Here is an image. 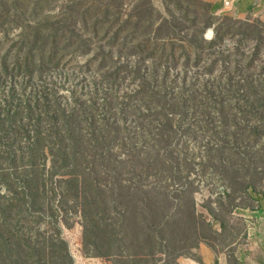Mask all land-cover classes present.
Returning a JSON list of instances; mask_svg holds the SVG:
<instances>
[{"label": "rangeland", "instance_id": "1", "mask_svg": "<svg viewBox=\"0 0 264 264\" xmlns=\"http://www.w3.org/2000/svg\"><path fill=\"white\" fill-rule=\"evenodd\" d=\"M206 1L220 28L213 47L201 39L203 22L195 27L185 17L189 7L204 20L208 10L199 0H0L3 231L2 223L11 220L24 245L41 248L63 237L74 264L128 263L84 248L78 208L83 185L76 200L74 185L61 181L70 168L58 150L65 147L76 150L75 174L84 182L98 183L104 192L157 184L175 197L193 196L213 225L206 239L193 240H199L196 247L189 241L170 255L158 245L144 248L139 264H179L181 257L205 264L203 243L216 255L213 264L263 260L264 0ZM75 5L88 10L87 23L76 25L88 50L61 46L50 59L27 54L35 26L49 32ZM173 16L178 33L157 34L161 19ZM214 34V26L205 31L207 40ZM7 113L16 115L4 123ZM37 132L45 136V153L35 158ZM31 165L30 187L21 171ZM187 180L192 183L180 192ZM23 244L15 252H26L29 264H46Z\"/></svg>", "mask_w": 264, "mask_h": 264}, {"label": "trees", "instance_id": "2", "mask_svg": "<svg viewBox=\"0 0 264 264\" xmlns=\"http://www.w3.org/2000/svg\"><path fill=\"white\" fill-rule=\"evenodd\" d=\"M199 1L204 4L206 11L208 10L204 20H201L199 12L192 11L189 7L185 8V17L191 20L195 27L199 22H203L199 28L201 39L208 43L209 47H213L217 44L220 28L214 20L215 14L211 11V2ZM76 6L73 7L70 16H67L63 23L52 22L49 32H44L42 26L36 25L31 44L25 46L26 53L32 57L40 58L47 55L50 59L53 58L57 49H61V46L65 50L76 47L86 52L88 50L86 48L88 38L76 25L78 20L83 21L84 24L87 23L86 14L88 10L82 9L80 6L76 8ZM108 6L109 4L103 11L104 15L108 14ZM190 15H193L192 18ZM178 23L175 16H173V20L166 17L161 19L155 29L157 34L162 36H166V34L176 35ZM211 26H214L215 34L213 38L207 40L205 31ZM93 29L95 28L93 27ZM116 37L117 33L112 36V39ZM219 38L223 39V37ZM8 114L3 116L6 118H1L4 123L16 115ZM44 138L45 136L37 132L35 141L31 144V150H33L31 157L36 158L39 154L45 153L43 149ZM58 150L61 151L66 165L70 167L68 168L69 176L61 178V181L66 185L69 183L74 185L73 193L76 200L79 199V185H83L84 196L78 208L83 223L82 242L89 254L103 257L120 255L125 257L127 264H139L144 257L141 255L144 248L153 249L158 245L168 251L167 254L170 255L173 250L182 249L188 245L189 241H193L199 236L206 239L208 237L207 232L213 228L205 215L199 213L193 196L191 199L184 200L180 198V195L175 197L171 193L172 191L157 184L139 187L132 185L111 186L107 192H104L105 187L93 183L91 180L84 182V179H79L75 174H78L76 150L68 151L65 147L58 148ZM32 165L29 167L30 169L25 167L21 171L23 181L29 186L34 180V174L31 173L34 169ZM66 165H62V167H67ZM91 173H93L92 170L88 175ZM62 174L65 175L66 172H62ZM177 175L173 174L172 176L175 179ZM87 177L85 176V180L88 181ZM37 183L40 186L43 184L38 176ZM190 183H192L190 180L182 182L181 187L178 188L179 191L184 192ZM26 190L29 189L26 188ZM30 192L37 195L33 189ZM11 222L8 220L2 223V226L7 223L4 226V231L0 224V264H29L26 252L23 253V250L15 252L17 244L23 249L22 242L24 239L19 238L14 233V226L10 227ZM192 243V247H196L199 240ZM24 246L32 247L29 244ZM32 249L40 255L38 256L39 260L45 259L46 264H74L68 243L63 237L51 238L47 244L42 245V248L41 246H34Z\"/></svg>", "mask_w": 264, "mask_h": 264}, {"label": "crops", "instance_id": "3", "mask_svg": "<svg viewBox=\"0 0 264 264\" xmlns=\"http://www.w3.org/2000/svg\"><path fill=\"white\" fill-rule=\"evenodd\" d=\"M263 0H260L259 4L262 3ZM248 5L240 6L239 12L241 14H244L247 10ZM244 7V8H243ZM199 255L201 256V260L204 261L205 264H213L216 261V255L213 253V251L206 245V244H201L199 247ZM263 260L258 261L254 264H264V255L262 256ZM179 264H201V261L197 258H180L179 259ZM221 264V263H220Z\"/></svg>", "mask_w": 264, "mask_h": 264}, {"label": "built area", "instance_id": "4", "mask_svg": "<svg viewBox=\"0 0 264 264\" xmlns=\"http://www.w3.org/2000/svg\"><path fill=\"white\" fill-rule=\"evenodd\" d=\"M226 5L230 4V1L229 0H226L225 1Z\"/></svg>", "mask_w": 264, "mask_h": 264}]
</instances>
